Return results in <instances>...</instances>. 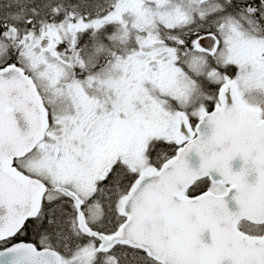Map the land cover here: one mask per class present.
I'll return each mask as SVG.
<instances>
[{
	"label": "snow or ice",
	"instance_id": "snow-or-ice-1",
	"mask_svg": "<svg viewBox=\"0 0 264 264\" xmlns=\"http://www.w3.org/2000/svg\"><path fill=\"white\" fill-rule=\"evenodd\" d=\"M0 264H264V0H0Z\"/></svg>",
	"mask_w": 264,
	"mask_h": 264
}]
</instances>
